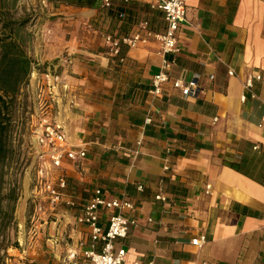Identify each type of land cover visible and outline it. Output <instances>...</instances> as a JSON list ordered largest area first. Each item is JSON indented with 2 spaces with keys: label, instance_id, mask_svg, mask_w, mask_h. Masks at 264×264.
Instances as JSON below:
<instances>
[{
  "label": "crops",
  "instance_id": "crops-1",
  "mask_svg": "<svg viewBox=\"0 0 264 264\" xmlns=\"http://www.w3.org/2000/svg\"><path fill=\"white\" fill-rule=\"evenodd\" d=\"M46 4L60 8L55 15L99 14L67 0ZM187 7L180 54L167 58L171 77L201 76L204 92L195 99H184L171 83L161 98L149 95L162 64L155 42L126 50L121 66L97 48L81 50L74 37L60 40L54 53L69 82L60 95L53 90L52 117L88 158L53 171L79 188L70 191L79 211L97 187L138 202V229L117 242L127 264H264V0H187ZM250 76H261L258 99L245 90ZM150 113L154 123L146 126ZM159 190L170 203L154 200ZM75 223L77 247L87 230ZM201 234L208 243L198 249L191 240Z\"/></svg>",
  "mask_w": 264,
  "mask_h": 264
},
{
  "label": "rangeland",
  "instance_id": "rangeland-1",
  "mask_svg": "<svg viewBox=\"0 0 264 264\" xmlns=\"http://www.w3.org/2000/svg\"><path fill=\"white\" fill-rule=\"evenodd\" d=\"M59 9L50 7L46 0H19L8 15H0V38L17 37L33 62L29 79L21 86L11 109L9 152L0 168L4 178L0 196L15 188L18 199L13 210L4 205L7 218L0 222V264H66L77 244V206L63 205L53 211L41 197L40 188L36 190L41 168L51 170L37 145V136L42 117L47 113L55 117L58 110L53 90L60 95L62 86L55 77L63 78L67 85L69 82L63 61L54 53L60 40L66 36L71 41L74 37L81 50L97 48L107 55L105 36L117 33L119 24L113 27L105 12L97 16L55 15ZM138 13L141 21L149 18L157 25L162 23L160 16L150 10ZM40 203L42 210H37Z\"/></svg>",
  "mask_w": 264,
  "mask_h": 264
},
{
  "label": "built area",
  "instance_id": "built-area-1",
  "mask_svg": "<svg viewBox=\"0 0 264 264\" xmlns=\"http://www.w3.org/2000/svg\"><path fill=\"white\" fill-rule=\"evenodd\" d=\"M141 2L148 4L152 12L160 14L163 26L154 28L150 19H147L139 22L127 36L107 34L105 44L108 58L118 59L124 64L126 59L120 58L123 48L139 50L155 42L160 48L162 64L160 72L152 80L149 95L156 99L161 98L164 95V85L171 83L175 90L181 92L184 99L198 98L204 92L200 85L201 76L197 75L189 82L171 77L170 72L174 62L167 58L168 55L180 54L179 40L182 29L187 23V0H141ZM103 7L111 9L113 0H103ZM229 75L233 76L234 72L230 71ZM214 79V76L210 77V80ZM256 80H261V76H250L245 82V90L252 99H258L254 93ZM55 81L61 84L64 90L68 88L63 78L57 76ZM247 100L246 95L241 99L243 103ZM153 123L154 115L150 113L145 120V125L150 126ZM143 144L144 141L139 142L138 147H142ZM37 145L42 149L43 158L51 165V170H47L44 166L41 168L36 190L40 188L41 197L43 196L53 211L63 205L68 208L76 207V201L69 194L71 186L75 185L64 173L54 174L53 170H61L66 165L78 166L79 162L85 164L88 158L87 150L81 146L72 145L64 129L54 122L50 113L41 119ZM174 149L175 144H172L166 151L171 154ZM164 172H171L168 164L164 167ZM138 191L143 193L145 187L139 186ZM211 191L212 186H206V194L212 195ZM154 200L164 204L170 203L169 197L162 190L155 194ZM39 208L42 210L41 203L38 204L37 210ZM140 215L137 201L126 195L115 196L103 188H95L90 193L88 203L81 208L76 219L77 224L87 230V236L69 252L66 264H127V250L123 246H117V242L126 240L131 231L138 229ZM148 222L156 223L152 218H149ZM207 243V237L202 234L191 240V245L198 249L203 248Z\"/></svg>",
  "mask_w": 264,
  "mask_h": 264
},
{
  "label": "trees",
  "instance_id": "trees-1",
  "mask_svg": "<svg viewBox=\"0 0 264 264\" xmlns=\"http://www.w3.org/2000/svg\"><path fill=\"white\" fill-rule=\"evenodd\" d=\"M18 1L0 0V15H8L10 10L15 8ZM67 2L69 5H74L81 9L105 12L113 27L119 24V31L117 33L112 32L108 34L119 37L129 35L134 27L141 22L138 12L142 9L150 10L148 4H140L133 0H122L119 2H114L113 0V7L111 9L103 7V0H67ZM157 15L160 16L158 13ZM150 21L154 28L163 26V22L157 25L155 21ZM126 50L128 49H122L120 58H125L127 62ZM115 60L121 66L126 63L122 64L118 59ZM32 64L31 58L28 57L23 47L19 44L17 37L11 36V38H8L4 36L0 38V168L9 152L8 142L13 121L11 109L21 86L29 79ZM229 167L241 173L237 166L232 164ZM3 180V176L0 175V183ZM2 190V186H0V194ZM17 200L15 188H11L4 196H0V222L7 218L5 203L8 208L12 207L11 210H13Z\"/></svg>",
  "mask_w": 264,
  "mask_h": 264
}]
</instances>
